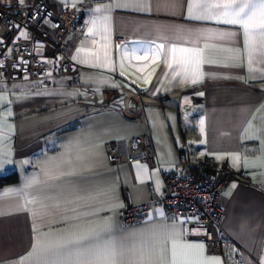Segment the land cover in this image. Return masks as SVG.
Instances as JSON below:
<instances>
[{
	"label": "crops",
	"instance_id": "0c3cea01",
	"mask_svg": "<svg viewBox=\"0 0 264 264\" xmlns=\"http://www.w3.org/2000/svg\"><path fill=\"white\" fill-rule=\"evenodd\" d=\"M73 1L50 3L59 12ZM189 2L97 1L82 11L94 43H83L78 28L65 38L78 64L71 75H59L51 59L48 79L0 81V175H18L0 182V193L15 190L0 199V264H32L28 254L34 237L71 239L104 220L117 241L136 231L137 244L151 243L150 230L175 231L181 243L203 244L202 255L196 247L183 250L192 260L264 264V51L253 52L256 70L250 71L240 30L190 19ZM226 31L237 34L230 39L214 35ZM161 43L165 50L157 53ZM173 43L204 49L210 62L199 65L203 75L197 83L182 80L183 73L174 77L175 65L166 67V49ZM194 68L188 66V73ZM147 131L158 165L142 159L110 161L108 143L121 141L125 149L128 138ZM201 159L234 172L220 196L225 209L220 225L222 236L242 248L240 261L210 253L205 240L188 235L190 217H169L155 200L164 172ZM46 173L61 179L50 180ZM33 178L41 183L26 187ZM126 191L134 203L150 205L138 225L124 221ZM56 203L58 209L42 208Z\"/></svg>",
	"mask_w": 264,
	"mask_h": 264
},
{
	"label": "built area",
	"instance_id": "2783aa9c",
	"mask_svg": "<svg viewBox=\"0 0 264 264\" xmlns=\"http://www.w3.org/2000/svg\"><path fill=\"white\" fill-rule=\"evenodd\" d=\"M100 0H76L56 11L50 0H0V81L26 78L45 80L50 77L51 59L59 75H71L78 64L69 54L65 38L74 28L82 32V41L92 45L95 38L86 33L87 23L82 11ZM25 33L26 35H21ZM106 145L111 162L142 159L151 167L159 164L149 131L136 134L125 142ZM234 176L225 164L201 159L182 168L164 172L163 186L156 193L169 217L188 216L187 233L205 240L210 253L223 255L227 262L240 261L242 248L221 234L225 209L220 196ZM127 192L122 209L128 225H138L149 212V203H134Z\"/></svg>",
	"mask_w": 264,
	"mask_h": 264
},
{
	"label": "snow or ice",
	"instance_id": "6c2138e0",
	"mask_svg": "<svg viewBox=\"0 0 264 264\" xmlns=\"http://www.w3.org/2000/svg\"><path fill=\"white\" fill-rule=\"evenodd\" d=\"M19 2L23 3L24 0H19ZM145 9L148 10L146 5ZM188 15L190 19L214 20L218 24L237 27L244 37V48L248 54L249 70H256L251 67L253 52L264 51V0H190ZM236 34L233 31L214 33L217 39H230ZM21 35L26 34L21 33ZM190 35L194 34L190 33ZM183 38L180 35L176 36L178 40ZM257 45H259V48H257ZM165 47V43H161L155 51L159 53L164 51ZM236 51L239 52V50ZM73 59L76 58L73 57ZM169 60L171 62H168ZM205 62L210 61L205 60L204 49L202 48L178 47L174 43L167 46L165 64L169 69H173V65L176 66L173 70L174 77L181 76L183 73L182 80L190 79L192 83H197L203 75L199 72V65ZM190 65L195 66V68L189 74L187 68ZM234 159L238 160L239 158L234 157ZM3 163V159H0V167L3 166ZM46 175L53 181L61 179V176L51 173H46ZM38 183H41V181L33 178L25 186L32 187ZM232 187L234 188L235 185ZM12 191L15 190L0 193V199ZM27 203H37V201L29 200ZM59 207V203L42 205L45 211L49 208L58 209ZM115 207H123V205L117 203ZM22 210L29 209L24 207ZM71 211L75 212L76 209L73 208ZM2 214L0 213V215ZM33 215L36 216L37 213L33 211ZM33 231L38 232L35 224L33 225ZM137 235L138 233L134 231L128 237L117 241L111 237L110 221L104 220L100 222L97 228L71 239L50 242L41 240L39 236L34 237L32 251L28 256L32 258V264H205L203 261L190 259L183 251L184 249L196 247L202 255L203 244L181 243L180 234L175 231L150 230L151 243L144 240L143 243L137 244L135 242ZM129 239L133 242L131 244L125 243ZM211 261L213 264H220L219 259L216 257H212Z\"/></svg>",
	"mask_w": 264,
	"mask_h": 264
},
{
	"label": "trees",
	"instance_id": "16d2710c",
	"mask_svg": "<svg viewBox=\"0 0 264 264\" xmlns=\"http://www.w3.org/2000/svg\"><path fill=\"white\" fill-rule=\"evenodd\" d=\"M17 172L16 171H11V172H8L4 175H0V182L3 183V182H6L8 180H15L17 178Z\"/></svg>",
	"mask_w": 264,
	"mask_h": 264
}]
</instances>
